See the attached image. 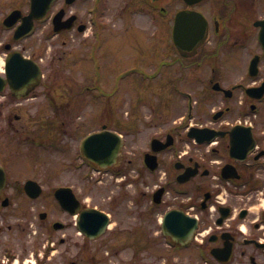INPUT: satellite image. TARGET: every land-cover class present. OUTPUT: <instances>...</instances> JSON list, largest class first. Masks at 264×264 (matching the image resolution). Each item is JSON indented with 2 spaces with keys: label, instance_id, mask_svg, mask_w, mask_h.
<instances>
[{
  "label": "flooded vegetation",
  "instance_id": "flooded-vegetation-1",
  "mask_svg": "<svg viewBox=\"0 0 264 264\" xmlns=\"http://www.w3.org/2000/svg\"><path fill=\"white\" fill-rule=\"evenodd\" d=\"M168 1L53 0L33 18L32 0H0V221L38 215L48 254L71 239V264L127 249L264 264V0ZM145 9L166 37L128 59L124 28ZM90 208L109 216L94 236Z\"/></svg>",
  "mask_w": 264,
  "mask_h": 264
},
{
  "label": "rangeland",
  "instance_id": "rangeland-1",
  "mask_svg": "<svg viewBox=\"0 0 264 264\" xmlns=\"http://www.w3.org/2000/svg\"><path fill=\"white\" fill-rule=\"evenodd\" d=\"M168 0H166V4L168 5ZM145 9L137 15L134 16V21L129 22L127 26L124 28L123 38L126 39V47L125 54H127L128 59L133 58H144L145 54L148 52V49L152 47L149 42H156V38H164L166 34L162 29H156L152 24V16ZM152 14H155L154 12ZM136 17V18H135ZM162 19V15L159 16ZM106 33V30H104ZM118 42L119 35H113L111 42H109L110 47L114 48L115 46H119ZM132 45L134 49L131 48ZM128 47V48H127ZM33 174V171L27 173L26 175ZM68 176L71 173H67ZM33 207L38 208L37 210L43 209V205H34ZM36 212L35 210H33ZM56 217H61L56 216ZM63 218V217H62ZM70 220V218H68ZM21 222L26 225L27 232L21 231L17 224ZM43 221L39 219L38 215H34L31 221H18L10 219L6 221L4 224L0 221V261L5 258L8 260L9 258V250L16 251L17 254L22 253L25 246H27V250L24 251V257H18L16 255L15 261H19L18 264H35L36 262H40L45 255L44 261H47L45 264H71V261L76 260L75 256H72V241L71 239L67 240L65 244L58 245V248L55 249V254L47 253V248L51 244V241L55 238L50 239L49 236L40 231L42 228ZM12 226V228H10ZM36 230H39L38 233H35ZM74 227H69V229L60 230L57 232L56 240L60 237L67 236L69 238L74 234ZM31 233V234H30ZM83 240L82 235H80V241ZM33 253V255H32ZM53 257L54 261L49 260V257ZM156 256V255H155ZM155 256L152 253H140L135 252L133 249H127L120 253L109 252L105 254L106 262L103 264H130V263H138V264H153L155 261ZM143 257V261L137 262L138 258ZM35 262V263H33Z\"/></svg>",
  "mask_w": 264,
  "mask_h": 264
},
{
  "label": "water",
  "instance_id": "water-1",
  "mask_svg": "<svg viewBox=\"0 0 264 264\" xmlns=\"http://www.w3.org/2000/svg\"><path fill=\"white\" fill-rule=\"evenodd\" d=\"M52 0H33V9H32V15L33 17H40L42 15H44L47 11V9L49 8L50 6V3H51ZM43 7V8H42ZM64 190H67V191H70V189H64ZM72 196V194H70V197ZM65 207H67L69 210H71L72 212H75V210L72 208L73 207V204H72V201H66L64 200L63 201ZM89 215H87V213H84V217H82V222L84 221L85 223L89 221ZM83 229L85 231H88L86 230V226H82Z\"/></svg>",
  "mask_w": 264,
  "mask_h": 264
}]
</instances>
